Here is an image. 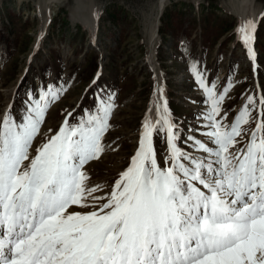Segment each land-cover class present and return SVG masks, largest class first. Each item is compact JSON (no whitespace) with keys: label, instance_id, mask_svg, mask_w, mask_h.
<instances>
[{"label":"snow or ice","instance_id":"snow-or-ice-1","mask_svg":"<svg viewBox=\"0 0 264 264\" xmlns=\"http://www.w3.org/2000/svg\"><path fill=\"white\" fill-rule=\"evenodd\" d=\"M253 26L240 30L245 43ZM208 91L212 120L223 96ZM101 104L102 115L65 122L23 169L48 101L31 106L22 123L9 115L0 121V264H264V136L257 137L264 122L235 154L229 148L248 122L247 106L230 130L216 122L209 135L219 149L197 142L209 154L197 159L177 147L169 117H161L164 129L146 119L107 202L69 213L88 207L98 188L86 186L82 167L102 151L110 106ZM161 130L170 144L167 167L158 164L152 139Z\"/></svg>","mask_w":264,"mask_h":264},{"label":"rangeland","instance_id":"rangeland-1","mask_svg":"<svg viewBox=\"0 0 264 264\" xmlns=\"http://www.w3.org/2000/svg\"><path fill=\"white\" fill-rule=\"evenodd\" d=\"M72 1L56 4L43 29L41 0H0V121L9 115L22 123L31 106L48 101L22 169L57 135L69 110L67 124L75 126L90 115H102L101 101L110 106L102 151L82 167L86 186L98 188L87 198L88 207L73 205L69 213H85L93 204L106 202L125 172L154 88L155 71L153 74L149 61L152 50L176 118L177 147L185 152L195 142L192 156L201 159L205 154L197 136L209 137L215 130L209 121L213 97L208 89L217 98L223 96L220 125L230 130L247 106L251 125L243 137L255 132V75L239 36V17L231 9L234 0H167L160 14L159 0H95L99 10L96 41L81 22L70 17ZM252 8L262 15L256 39L258 83L264 97V0H254ZM156 21L157 35L151 40ZM262 119L264 122V116ZM159 125L157 129H161ZM155 137L161 151L158 164L170 166L169 156H163L162 131H155ZM202 143L210 148L215 145L213 139ZM93 197L101 199L94 201Z\"/></svg>","mask_w":264,"mask_h":264},{"label":"bare ground","instance_id":"bare-ground-1","mask_svg":"<svg viewBox=\"0 0 264 264\" xmlns=\"http://www.w3.org/2000/svg\"><path fill=\"white\" fill-rule=\"evenodd\" d=\"M42 4L44 5L45 8V19L44 16H42L41 19H43V24L42 28L45 29V25L47 23L49 24L50 20L52 19L53 13L55 11L54 7L56 4L59 2H66V0H41ZM69 2V1H67ZM167 0H159V14L162 12V9L164 8ZM254 0H234L232 2V12L235 13L239 17V36L242 41L243 39V34L241 33V28H245L247 31L246 25L248 21L254 22V26L251 29V40L250 43H246L247 47L245 48L249 49L251 56L253 57L254 54L252 53V38L254 36V29L256 26V21L258 17L260 16V12L255 11V9L252 8ZM70 6V17L74 21H79L82 23L84 28L87 30L89 33L90 38L92 41H96L98 38V29H99V10L95 4V0H73ZM157 21L155 25V30H153L151 40L154 38L156 34V28H157ZM158 31V30H157ZM245 42V41H244ZM39 43H37L38 45ZM39 47V46H38ZM153 50L150 52L149 56V61L151 62L153 66V71H155L154 75V88L152 91L151 99L148 104V108L146 109L147 111L145 112V116L143 119V124L141 127V132H140V139L142 138V133L144 131V124L146 119L151 122V124L155 127L156 123L158 120H161L162 116H167L168 115V110L167 107L165 106L166 100L165 98V90H166V85L164 80L162 79V75L159 72V68L157 67L155 61H154V56H153ZM170 120V117H169ZM64 121V120H63ZM65 122V121H64ZM158 125V124H157ZM61 129V128H60ZM140 144V143H139ZM139 146L136 149V152L138 150ZM4 229L0 228V232H3Z\"/></svg>","mask_w":264,"mask_h":264}]
</instances>
